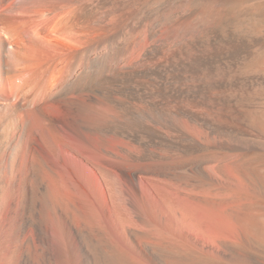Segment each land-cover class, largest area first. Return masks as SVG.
Wrapping results in <instances>:
<instances>
[{
	"label": "bare ground",
	"instance_id": "6f19581e",
	"mask_svg": "<svg viewBox=\"0 0 264 264\" xmlns=\"http://www.w3.org/2000/svg\"><path fill=\"white\" fill-rule=\"evenodd\" d=\"M0 264H264V0H0Z\"/></svg>",
	"mask_w": 264,
	"mask_h": 264
},
{
	"label": "rangeland",
	"instance_id": "374dc122",
	"mask_svg": "<svg viewBox=\"0 0 264 264\" xmlns=\"http://www.w3.org/2000/svg\"><path fill=\"white\" fill-rule=\"evenodd\" d=\"M252 46H253V45H250L249 48H247V51H248V52H249V51H250V52H253V51L257 48L256 45L253 46V47H252ZM250 47H251V48H250Z\"/></svg>",
	"mask_w": 264,
	"mask_h": 264
}]
</instances>
